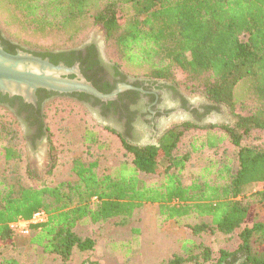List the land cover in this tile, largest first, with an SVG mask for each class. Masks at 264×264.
Listing matches in <instances>:
<instances>
[{
  "label": "trees",
  "instance_id": "1",
  "mask_svg": "<svg viewBox=\"0 0 264 264\" xmlns=\"http://www.w3.org/2000/svg\"><path fill=\"white\" fill-rule=\"evenodd\" d=\"M0 23L28 42L62 44L58 49L81 43L99 27L118 71L170 82L224 106L233 118L229 124L175 125L158 146L120 138L131 161L109 174L99 176L95 163L74 160V182L44 186L28 171L27 187L0 184V241L11 238L10 223L44 210L48 219L31 226L30 241L66 262L73 252L95 247L94 240L75 234L77 224L124 225L142 204L154 203L162 221L194 219L187 225L194 235L236 234L239 241L215 258L208 248L195 253L200 246L186 242L181 255L165 264H264V218L254 210L264 207V0H0ZM189 131L201 138L193 151L215 155L231 147L234 154L212 161L186 185L182 174L190 154L174 153ZM95 137L87 132L85 140ZM3 153L6 161L21 154L13 148ZM250 185L261 188L244 196Z\"/></svg>",
  "mask_w": 264,
  "mask_h": 264
},
{
  "label": "rangeland",
  "instance_id": "2",
  "mask_svg": "<svg viewBox=\"0 0 264 264\" xmlns=\"http://www.w3.org/2000/svg\"><path fill=\"white\" fill-rule=\"evenodd\" d=\"M0 31L5 36L35 50L58 49L62 45L50 41L28 42L27 38L16 36L12 29L6 28L1 23ZM95 33L102 35L99 27H94L88 32L85 40ZM105 53L111 61L109 56L112 57V53H107L106 48ZM192 95L198 101L204 100L199 94ZM44 112L47 147L30 152L25 151L22 129L14 122L11 115L0 109V184L11 185L16 191L27 187L31 184L28 171H33L37 175V181L40 182L38 184L44 186L74 182L76 177L71 171L74 160L84 165L95 163L99 176L111 173L122 163H130L131 156L123 149L120 138L104 130L83 107L71 101L56 100ZM209 122L229 124L233 122V118L224 106H220L215 117ZM87 132L95 133V142L85 140ZM199 135L197 131L186 133L174 153L178 156L187 152L190 154V160L186 163L182 174V182L186 185H189L191 179L212 161L223 160L234 154V149L231 147H227L226 152H223L224 147H222L215 155L207 150L193 151L192 149L198 148L201 141V138H197ZM262 141L263 138L260 142ZM5 148L18 149L21 153L20 157L6 161L3 157ZM142 178L148 182L158 181L156 177L142 176ZM260 188L261 185H250L243 195ZM94 202L95 199L92 203ZM254 210L257 217L264 218L263 206L256 205ZM194 222V219L185 218L180 222L162 221L158 215V205L144 203L134 211L124 225H117L112 220L98 224L89 222L77 224L74 228L75 234L82 239L94 240L95 247L85 253L75 251L68 261L63 262L58 256L45 253L41 247L31 243L33 225L27 223L17 225L15 221L12 223L16 225L10 228L11 238L0 241V260H13L16 264H89L91 261L100 264H165L172 256L181 255L182 247L186 242L200 246L194 251L195 253L203 247L208 248L214 258L220 250L231 251L239 243L236 234L224 236L205 232L198 236L194 235L187 226Z\"/></svg>",
  "mask_w": 264,
  "mask_h": 264
},
{
  "label": "flooded vegetation",
  "instance_id": "3",
  "mask_svg": "<svg viewBox=\"0 0 264 264\" xmlns=\"http://www.w3.org/2000/svg\"><path fill=\"white\" fill-rule=\"evenodd\" d=\"M95 33L69 48L35 50L5 36L0 31V47L12 56L26 54L70 73L58 78L83 79L102 94L122 88L112 100L102 101L83 91L58 92L37 87L30 93L0 90V109L13 118L23 131L26 149L35 152L47 147L45 109L56 100L71 101L87 110L103 127L134 145L158 146V140L175 125L190 122L211 124L217 104L196 100L192 94L161 79L128 76L115 67L105 53V41ZM175 119V120H173ZM168 124V125H167ZM47 152V149H46ZM48 164V162H47Z\"/></svg>",
  "mask_w": 264,
  "mask_h": 264
},
{
  "label": "water",
  "instance_id": "4",
  "mask_svg": "<svg viewBox=\"0 0 264 264\" xmlns=\"http://www.w3.org/2000/svg\"><path fill=\"white\" fill-rule=\"evenodd\" d=\"M70 71L71 69L62 65L53 66L47 61H42L26 54L9 55L0 47V90L3 92L18 91L30 93L37 87H46L65 93L83 91L99 100L106 101L114 99L122 88H130L120 85L114 92L105 95L98 92L83 79L77 81L58 78L62 74L70 73Z\"/></svg>",
  "mask_w": 264,
  "mask_h": 264
},
{
  "label": "built area",
  "instance_id": "5",
  "mask_svg": "<svg viewBox=\"0 0 264 264\" xmlns=\"http://www.w3.org/2000/svg\"><path fill=\"white\" fill-rule=\"evenodd\" d=\"M48 216L49 215L44 210H39L32 215L30 220L18 219V220H16V222H17L16 224L19 225L21 223H27L29 225H41L47 221ZM16 224L15 223L9 224L8 225L9 229L12 228ZM25 232L27 233V231H25Z\"/></svg>",
  "mask_w": 264,
  "mask_h": 264
}]
</instances>
